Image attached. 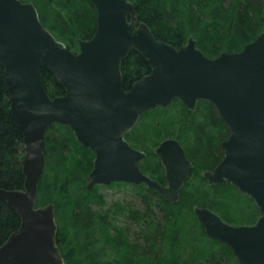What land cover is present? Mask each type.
Wrapping results in <instances>:
<instances>
[{"label":"water","instance_id":"obj_1","mask_svg":"<svg viewBox=\"0 0 264 264\" xmlns=\"http://www.w3.org/2000/svg\"><path fill=\"white\" fill-rule=\"evenodd\" d=\"M91 2L96 30L73 51L44 25L33 1L0 0V63L25 144L23 188L0 187V197L21 218L0 245V264H66L56 206L37 205L46 132L54 123L71 127L95 155L87 189L128 182L179 200L193 167L180 140L167 138L156 149L166 171L163 184L143 172L139 163L147 153L126 137L144 112L167 107L175 98L191 110L200 101L214 104L229 136L221 142L222 160L204 176L215 185L230 181L259 208L254 223L235 225L207 206H195L198 220L210 238L232 248L240 264H264V31L239 51L210 57L193 36L180 46L159 39L138 19L132 0ZM132 50L151 71L126 89L123 61ZM42 66L54 73L64 94L48 93Z\"/></svg>","mask_w":264,"mask_h":264},{"label":"trees","instance_id":"obj_2","mask_svg":"<svg viewBox=\"0 0 264 264\" xmlns=\"http://www.w3.org/2000/svg\"><path fill=\"white\" fill-rule=\"evenodd\" d=\"M22 1H33L44 25L74 51L80 38H90L96 30L97 10L91 0ZM132 1L138 19L147 22L159 39L180 46L193 36L210 57L224 50L239 51L264 31V0ZM150 71L144 57L132 50L123 61L124 87L131 88ZM41 72L51 96L65 93L49 68L42 66ZM171 103L168 109L158 106L144 112L138 122L145 125L143 131L133 138V128L126 137L148 152L139 163L143 172L164 178V184L165 167L155 147L168 137L181 141L193 167L175 202L147 185L128 182L87 189L95 155L71 127L54 123L47 129V163L37 205L53 202L56 206L58 242L66 264H240L229 245L207 235L194 212L195 206H207L233 224L254 223L259 216L253 197L226 179L211 184L200 172L223 158L221 142L229 136L227 124L212 102L200 101L195 110L179 98ZM162 110L169 111L165 119L152 118ZM24 154L23 135L12 117L0 63V187L23 188ZM115 184L126 187L135 199L107 201L101 188ZM20 221L15 209L0 197V245Z\"/></svg>","mask_w":264,"mask_h":264},{"label":"rangeland","instance_id":"obj_3","mask_svg":"<svg viewBox=\"0 0 264 264\" xmlns=\"http://www.w3.org/2000/svg\"><path fill=\"white\" fill-rule=\"evenodd\" d=\"M74 51V50H73ZM172 104V103H171ZM169 104L167 107H163V108H166L168 109L169 107H171L172 105ZM169 114V111L168 113L165 112V110H162L161 112H159L158 114L155 115L154 117V114L152 115V118H154L155 120L156 119H165L166 115ZM153 120V119H152ZM143 121V120H142ZM154 121V120H153ZM141 122V120L139 121ZM144 126L143 124H138L135 129H134V133L132 136L133 138L137 137V135H139V130L141 129L143 131L144 129ZM164 137V136H162ZM159 144V143H158ZM204 169H201L200 172L201 173H204ZM111 185V184H110ZM101 191L106 194V199L107 201H112V200H116V199H121V200H125L126 198L128 200H134L135 199V196L133 194H131V192L124 186H117L116 184L113 185V186H105V187H102L101 188Z\"/></svg>","mask_w":264,"mask_h":264},{"label":"flooded vegetation","instance_id":"obj_4","mask_svg":"<svg viewBox=\"0 0 264 264\" xmlns=\"http://www.w3.org/2000/svg\"><path fill=\"white\" fill-rule=\"evenodd\" d=\"M136 126H137V125H136ZM136 126H135V127H136ZM135 127H134V128H135ZM128 133H129V132H128ZM128 133H127V134H128ZM127 134H126V135H127ZM168 138H171V137H168ZM172 138H174V137H172ZM165 139H167V138H165ZM165 139L161 140V142H163ZM222 141H223V140H222ZM161 142H159V144H160ZM130 143H131V142H130ZM159 144H158V145H159ZM158 145L155 147V152H156V149H157ZM132 146H133V145H132ZM136 148H137V147H136ZM139 149H141V148H139ZM142 150H143V149H142ZM144 151H145V150H144ZM145 152H146L147 155H148V152H147V151H145ZM156 153H157V152H156ZM157 155H158V154H157ZM158 156H159V155H158ZM159 158H160V156H159ZM160 159H161V158H160ZM221 160H222V159H221ZM221 160H220V161H221ZM161 162H162V160H161ZM218 163H219V162H218ZM162 164H163V162H162ZM216 165H217V164H216ZM163 167H164V164H163ZM214 167H215V166H214ZM214 167H213V168H214ZM213 168H212V169H213ZM163 179H164V178H163ZM163 179L160 180V181L164 184V180H163ZM158 180H159V179H158Z\"/></svg>","mask_w":264,"mask_h":264},{"label":"bare ground","instance_id":"obj_5","mask_svg":"<svg viewBox=\"0 0 264 264\" xmlns=\"http://www.w3.org/2000/svg\"><path fill=\"white\" fill-rule=\"evenodd\" d=\"M23 166V165H22ZM14 231V230H13ZM60 245V244H59Z\"/></svg>","mask_w":264,"mask_h":264}]
</instances>
